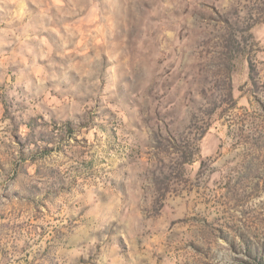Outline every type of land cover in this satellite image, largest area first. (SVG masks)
Returning a JSON list of instances; mask_svg holds the SVG:
<instances>
[{"label":"rangeland","instance_id":"obj_1","mask_svg":"<svg viewBox=\"0 0 264 264\" xmlns=\"http://www.w3.org/2000/svg\"><path fill=\"white\" fill-rule=\"evenodd\" d=\"M0 264H264V0H0Z\"/></svg>","mask_w":264,"mask_h":264}]
</instances>
